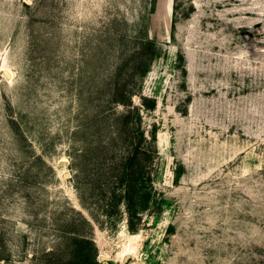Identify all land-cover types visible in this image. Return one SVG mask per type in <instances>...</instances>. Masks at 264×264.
Masks as SVG:
<instances>
[{"label":"rangeland","instance_id":"1","mask_svg":"<svg viewBox=\"0 0 264 264\" xmlns=\"http://www.w3.org/2000/svg\"><path fill=\"white\" fill-rule=\"evenodd\" d=\"M90 258L264 264V0H0V264Z\"/></svg>","mask_w":264,"mask_h":264},{"label":"trees","instance_id":"2","mask_svg":"<svg viewBox=\"0 0 264 264\" xmlns=\"http://www.w3.org/2000/svg\"><path fill=\"white\" fill-rule=\"evenodd\" d=\"M123 193H121V191L118 193V195H115V197H114V199L113 198H111V200H112V203H113V206H114V204H115V202H117V201H119V200H121V198H124L125 196H126V194L124 195V197H123ZM118 196V197H117ZM124 201L125 202H127V208H128V211H129V215H130V217H132L131 215H132V204L130 203V199H128V197H125L124 198ZM107 205H109V206H111V204H107ZM129 222H131V220L129 221ZM132 230H133V225H131V227H130ZM83 264H97L96 263V261H95V258H90V259H88V261H85V263H83Z\"/></svg>","mask_w":264,"mask_h":264}]
</instances>
